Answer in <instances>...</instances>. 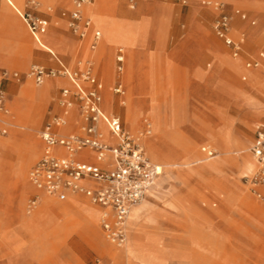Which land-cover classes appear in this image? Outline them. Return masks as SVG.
<instances>
[{
	"label": "rangeland",
	"instance_id": "rangeland-1",
	"mask_svg": "<svg viewBox=\"0 0 264 264\" xmlns=\"http://www.w3.org/2000/svg\"><path fill=\"white\" fill-rule=\"evenodd\" d=\"M73 1L21 0L19 4L21 10L50 20L45 44L58 54L57 58L37 44L17 10L5 8L4 1L0 0V68L9 67L21 73L20 81L5 85L12 125L3 138L18 134V146L15 151H6L1 146L2 138L0 160L16 164L28 149L30 133L40 141L38 155L26 168L28 178L24 184L15 185L11 179L7 183L5 176L4 188H0V264H264V191L262 185L245 180V175L256 166L237 173L226 167L220 170L213 164L222 157L230 161L254 160L249 148L255 125L264 121V59L260 57L264 53V0H107L104 10L100 0H96L86 7L95 14L94 26L102 30L101 42L94 50L89 46L88 37L81 40L69 29L68 21L62 19V12L70 9ZM217 4L231 17L232 37L244 38L243 51L238 56H234L233 48L217 34L215 23L221 12ZM238 8L247 13V19L236 13ZM11 16L23 23L28 41L14 31ZM143 23L148 26L142 32ZM106 38L112 42L107 73L93 60L94 73L103 85L102 102L106 103L108 95L116 98V105L121 102L120 112L115 110L114 114L121 117L131 133L143 131L148 120L152 134H146L149 136L145 148L154 161H161L164 166L157 187L152 189L157 194L151 191L137 206V211L132 210L127 226L128 243L123 247L107 240L98 220L97 229H87L82 218L64 220L63 214L56 212L30 222L38 211V207L30 208V199L39 192L29 173L44 147L41 129L62 110L61 88H74L72 81L63 75L48 77L44 83L36 84L29 75L31 66L59 68L60 60L76 69L80 61L89 58V52H98ZM62 42L63 46H58ZM133 46L141 50L138 69L130 78V47ZM120 47L126 54L121 74L125 94L114 92ZM254 59L261 61L259 66L248 67L247 63ZM141 64L150 67L147 95L135 109L136 121L131 125L124 110L130 103L128 96ZM48 80L56 84L47 99L30 101L22 96L24 86L40 90ZM82 83L90 87L88 81ZM250 113L259 115L252 117ZM72 115L80 126L82 120L77 106ZM162 122L167 125L162 133L163 142L174 151L170 159L157 155L150 143V137L155 136ZM204 145L213 146L216 157L208 158L202 152ZM178 147H182L181 151L193 149L188 160L178 152ZM185 161L189 163L186 166ZM201 166L210 167L216 174H208L197 184L183 205L177 209L167 207L165 203L189 187L191 180L183 179L180 171ZM229 182H235L243 192L230 196ZM173 184H178L177 190ZM7 186L11 192L19 193L24 188L26 191L7 205L3 198ZM257 191L262 192L263 198L258 197ZM74 197L82 205L95 206L85 195ZM228 198L230 206L224 208L223 202ZM68 199L56 200V204H72ZM249 201L256 203L260 210L248 207ZM135 213H139L136 226L132 220Z\"/></svg>",
	"mask_w": 264,
	"mask_h": 264
},
{
	"label": "built area",
	"instance_id": "built-area-1",
	"mask_svg": "<svg viewBox=\"0 0 264 264\" xmlns=\"http://www.w3.org/2000/svg\"><path fill=\"white\" fill-rule=\"evenodd\" d=\"M96 0H74L71 10L62 12L67 19L72 33L85 38L93 29V19L86 14L85 8ZM36 4L35 1H31ZM215 23L219 37L233 48L234 56L243 51L242 39H235L230 33L231 17L221 9ZM51 9V8H50ZM27 24L35 40L41 44L42 36L47 33L50 21L45 17L35 16L30 12L17 9ZM237 14L246 18L240 10ZM102 39L99 29L93 30L91 48L96 49ZM264 59V53L260 54ZM118 71L124 69L125 52L122 47L117 52ZM260 60L247 63L248 67L259 66ZM29 75L40 85L48 77L63 75L68 77L74 88L62 89L60 103L66 109L75 105L80 108L82 123L79 130L70 134L58 133L55 128L68 124L64 115H54L41 132L44 152L30 170L29 176L34 187L39 191L30 199V208L35 209L43 196L67 200L69 193L87 196L91 202L101 207L100 226L109 242L122 247L128 239L127 221L132 209L147 197L163 173V166L154 162L147 153L143 138L151 133L150 123L145 121V128L139 134L128 131L121 118L107 113L102 107V83L94 73V64L87 61L76 69L61 63L59 68H46L40 64L31 66ZM10 80L20 81L21 73L17 70L0 69V140L9 133L11 114L7 105L5 83ZM88 81L87 88L82 83ZM116 94H124L125 87L118 82L114 87ZM105 125L114 142L106 138L101 126ZM91 150L96 154V163L80 160L77 154ZM256 167L245 175V180L253 185L264 186V122L255 126L253 142L249 148ZM202 152L208 158H214L217 150L211 145L202 146ZM90 180L97 186L90 184ZM263 198L262 193L256 192Z\"/></svg>",
	"mask_w": 264,
	"mask_h": 264
},
{
	"label": "crops",
	"instance_id": "crops-1",
	"mask_svg": "<svg viewBox=\"0 0 264 264\" xmlns=\"http://www.w3.org/2000/svg\"><path fill=\"white\" fill-rule=\"evenodd\" d=\"M4 1V4H5V8L7 9H10V8H14L15 10H17L16 6H19V4L21 3V0H3ZM48 1V0H47ZM56 1H59V0H56ZM15 3V5L13 3ZM67 5H70L71 3L70 2H65ZM73 7V6H72ZM72 7L70 9H65V10H71ZM237 10H240L242 11L243 13L246 14V18H243L241 15V18L243 19H247L248 16H247V13L242 10V9H236ZM86 11V14L88 16H90L92 19H93V16L95 15L90 9L86 8L85 9ZM109 13H107L106 15H108ZM46 18V17H45ZM48 19V18H47ZM62 19H65L67 21L66 18H64L62 16ZM50 21V20H49ZM10 23H11V26L13 27L14 31L23 39V40H27L28 41V35L26 33V29L23 25V23L20 21V19L18 17H14V16H11L10 17ZM252 23L254 24L255 21H252ZM69 27V26H68ZM70 29V28H69ZM94 29H99L101 30L100 28L94 26V22H93V29L90 31V33L86 36L88 37V43H89V46L91 48V42H92V38H93V30ZM102 32V30H101ZM85 37V38H86ZM80 38V37H79ZM85 38H80L81 40H84ZM36 41V40H35ZM87 41H86V44H87ZM37 42V41H36ZM42 42L43 44L46 43L45 41V34L42 36ZM101 42V41H100ZM37 44L42 47L38 42ZM58 44V43H57ZM100 44V43H99ZM45 46V44H44ZM58 46H63V42L61 44H58ZM99 46V45H98ZM44 49H46L49 53H51L52 56L54 57H57L58 58V54L52 49V48H49L47 46L45 47H42ZM123 48V47H122ZM124 49V48H123ZM91 50H94L91 48ZM125 52V51H124ZM82 53V56L84 55V53L81 51ZM88 56L89 58H86L87 59H90L92 60V62H94L95 60L91 58V54L90 52L88 53ZM144 56V55H143ZM142 56V57H143ZM125 57H126V54H125ZM59 60V59H58ZM94 60V61H93ZM59 63L61 65V61L59 60ZM125 63V62H124ZM10 69V70H16V69H12V68H9V67H1L0 69ZM149 66L147 65H144V67H142L141 69H139L138 73H137V76L134 80V84L137 86L138 88V92L141 96H146L147 95V92H146V89H147V85H148V82H149ZM18 71V70H17ZM20 72V71H19ZM117 72H118V76H117V81L115 83V86L118 82H122V84L124 85L125 87V84H124V80H123V77H122V72L120 73L118 71V62H117ZM10 81H15V80H10ZM10 81H7L6 83H9ZM5 83V85H6ZM56 84V82H54L53 80H48L47 82V85L42 89V93L44 94V99H47L49 97V94L51 93L52 91V88L53 86ZM4 85V87H5ZM103 86V85H102ZM114 86V87H115ZM74 87V86H73ZM130 84H129V89H130ZM24 88V87H23ZM23 88H22V91H23ZM65 88V87H62L61 88V91L62 89ZM6 90V88H5ZM21 91V93H22ZM102 94V92H101ZM264 94V93H263ZM113 100H114V104H115V108H114V111H112V113H110L108 110H106V107L104 106L103 102H102V107L103 109L109 113V114H112V115H115V116H118L116 114H114L115 110L120 112L118 110L119 108V104L121 102H119L118 105H116V98L112 97ZM77 106V108L79 109L80 111V108L78 105H75L73 108L71 109H66L64 107H62V110L60 113L58 114H55V115H64L66 116L67 120H68V124L66 126H63V127H56L55 130L58 132V133H61V134H70V133H74V132H77L79 130V125H78V119H74V116L72 115L73 114V111H74V108ZM117 107V108H116ZM244 112V111H243ZM259 115V114H258ZM257 115V116H258ZM120 117V116H118ZM9 118V121L12 125V113L10 114V116L8 117ZM121 118V117H120ZM122 120V119H121ZM49 121V120H48ZM47 121V122H48ZM46 122V123H47ZM75 122V123H74ZM123 122V121H122ZM261 122H264V121H261ZM259 122V123H261ZM124 124V123H123ZM258 124V123H257ZM256 124V125H257ZM10 125V127H11ZM46 125V124H45ZM45 125L43 126V128L41 129V132L42 130L44 129ZM255 125V126H256ZM102 130L104 131L106 128L105 125H102L101 126ZM108 130V129H107ZM255 131V129H254ZM105 132V131H104ZM109 132V130H108ZM106 133V132H105ZM254 137V136H253ZM111 141V140H110ZM114 142V140L112 141ZM45 146V144H44ZM37 148V149H36ZM36 149V150H35ZM31 150L36 153L38 155V152H39V146H31ZM193 149H186V148H183L182 149V154H185L186 155V159L185 160H188V158L190 157L191 153H192ZM0 152H1V149H0ZM44 152V147H43V150H42V154ZM41 154V156H42ZM30 156H31V152L29 150H26V152L22 155H20L18 161L16 164H12L10 161L4 159L2 161H0V170L1 172L4 174V176L7 177V183L8 181L11 179L15 185H22L24 184L25 180H26V176H25V167L27 166V164L29 163V159H30ZM40 156V157H41ZM39 157V158H40ZM77 158L80 159V160H87V161H90V162H98L97 161V158H96V154L91 151V150H84L80 153L77 154ZM151 158V157H150ZM154 158V157H153ZM152 159V158H151ZM155 159V158H154ZM153 160V159H152ZM249 160L252 161V165H253V168L254 169V166H256V163H255V160H252L251 158H247V160H242V161H230L229 159H227L226 157H222L220 158L219 160L213 162V164H216L220 170L222 169V167H226L227 169H230V168H236V172L239 173L241 170L243 169H246V170H252L249 166ZM154 161V160H153ZM160 165L163 166L162 162L159 161H154ZM12 169V170H11ZM219 170V172H220ZM163 171H164V166H163ZM187 172L189 174V176L192 178V180L190 181V184H189V187L184 191L183 194H180V193H177V191H175V193H177V196L181 198V201L185 202L187 200V197L188 195L190 194V192H192L197 184L199 185V183L203 182V180L206 178V176L210 173H213V174H216L214 172H211L210 170L206 169V167L204 166H201V167H192L190 169H187ZM15 174V175H14ZM163 174V173H162ZM161 174V175H162ZM160 175V176H161ZM159 179V178H158ZM157 183H158V180H157ZM91 185L93 186H97V183H94V182H90ZM175 186V187H174ZM157 187V184L155 186V188ZM173 187L177 190V187H178V184L175 185L173 184ZM228 187L230 188V194L233 193V194H238L240 192H243V189L241 187H239L235 182H229L228 183ZM173 188V189H174ZM174 189V190H175ZM262 190L264 191V187H262ZM26 189L24 188L22 192H19L17 193V191H14V192H11L9 191L8 189V186H7V189L5 190L4 194H3V198H4V204H7L9 205V203L12 202V200H14L16 197H18L19 195H23V193H25ZM152 190H150L151 192ZM149 192V193H150ZM148 193V195H149ZM262 193V192H261ZM36 194V193H35ZM147 195V196H148ZM74 196L76 195H70L69 196V199L68 200H71L73 201L72 204H67V202L63 203V205H61L60 203L55 204L57 205L58 210L57 212H60L63 214V217H64V220H67V217L69 215V212H73V214H75V220L82 218V220L85 221L84 223V227L85 228H93L95 227V229H97V223H96V226H94V224L92 223V217H91V212H92V207L96 208V221L98 220V226H100V222H99V219H100V215H101V209L100 207L98 206H89V205H82L81 203H79L78 201H75L73 200V198H75ZM22 197V196H21ZM46 197H50V196H45L44 198ZM51 198H55L56 200H60L58 199L57 197H51ZM60 201H65V200H60ZM43 202V200H42ZM41 202V203H42ZM94 205V204H93ZM254 207L255 210L259 211V206L252 202V201H249L248 202V207ZM137 207L134 208V210L137 211L136 209ZM51 207L47 208L46 210L42 211L41 214L39 215V218L38 219H42L43 217H45L46 215H48V213L52 214L51 213ZM135 211V212H136ZM53 215V214H52ZM56 215V214H55ZM101 227V226H100ZM56 230V229H55ZM102 230V229H101Z\"/></svg>",
	"mask_w": 264,
	"mask_h": 264
},
{
	"label": "bare ground",
	"instance_id": "bare-ground-1",
	"mask_svg": "<svg viewBox=\"0 0 264 264\" xmlns=\"http://www.w3.org/2000/svg\"><path fill=\"white\" fill-rule=\"evenodd\" d=\"M13 3V2H12ZM95 3V2H94ZM93 3V4H94ZM14 5H15V3H13ZM16 6V8L17 9H19V10H21L20 8H19V6H17V5H15ZM88 6H90V5H88ZM88 6H86V7H88ZM100 6H101V10H104V9H107V0H100ZM11 9V8H10ZM95 9V8H94ZM147 26H148V24L146 23H143V27H142V29H141V31L143 32V29H144V27L145 28H147ZM45 44V43H44ZM44 44H43V42H41V46L42 47H45V46H47L46 44H45V46H44ZM112 46V42L108 39V38H106L105 39V41H104V43H102V46H100V49L98 50V52H93V51H91L90 52V54H91V57L92 58H94V60L96 61V62H98V63H100V65L103 67V69L106 71V73H107V71H108V64H109V49H110V47ZM47 47H49V46H47ZM50 48V47H49ZM130 62H131V64H130V70H129V73L131 74L130 75V78H131V76H134V74L136 73V70L138 69V55H139V50H141V48H139L138 46H133V47H130ZM72 50V49H71ZM141 53V52H140ZM87 61H92V60H90V59H87V60H84V61H80L79 62V65L81 66V67H83L84 66V64H85V62H87ZM232 67H234L235 66V63L234 62H230L229 63ZM139 67H140V69L142 68V67H144V64H143V66H142V64L141 65H139ZM137 68V69H136ZM133 78V77H132ZM46 85H47V82H46ZM45 85V86H46ZM44 86V87H45ZM46 88V87H45ZM43 89V88H42ZM42 89H40V90H38V89H36V88H34V87H32V86H24V88H23V91H22V96L23 97H25L26 99H28V100H30V101H34V100H36V99H43L44 98V94L42 93ZM139 90H138V88H137V86L135 85V86H133L132 88H131V92H130V94H129V96H128V98L130 99V103L128 104L127 102H126V104H128L127 106V108L124 110L125 111V114H126V119L128 120V122H130L131 123V125L133 124L134 125V122L136 121V118L134 117V111H135V109L137 108V107H139L142 103H143V100H144V95L143 96H141L140 94H139V92H138ZM126 93V92H125ZM124 93V94H125ZM263 94V93H262ZM113 96H107L106 97V103H104V106H105V104H106V110H108L110 113H112V111H114V107H115V104H114V100H113V98H112ZM125 103V102H124ZM245 107V106H244ZM257 109V108H256ZM251 110V109H250ZM249 109H248V111H250ZM250 115L253 117V116H257V114H255V113H250ZM165 119H166V117H165ZM166 122V121H165ZM167 125H166V123H160L159 124V127H158V129H157V131H156V134H155V136H151L150 137V143H151V146H152V149L154 150V152L157 154V155H160L161 157H165V158H172V156H173V153H174V151H172V150H169V148H167L166 146H165V144H164V142H163V139H162V133H165V131L167 130V127H166ZM106 133V138L108 139V140H111V141H113L114 139H113V137H112V135L110 134V132H108V130L107 129H105L104 130ZM152 134V133H151ZM149 135H146V136H144V138H143V141H144V144H145V140H146V138L148 137ZM17 137H18V134H15V136H13V137H11V138H9V139H4V140H2V142H1V146L6 150V151H15V149H16V147L18 146L17 145ZM2 139V138H1ZM1 141V140H0ZM28 141H29V145H28V149L27 150H29L30 152H31V156H30V159H29V163H30V161H32L33 160V158H34V156L36 155V153H34L32 150H31V146H39V143H40V141H39V139L34 135V134H32V133H30V134H28ZM156 141H160V145L159 146H157L156 145ZM181 148L182 147H178V149H179V151L178 152H181ZM37 149V148H36ZM35 149V150H36ZM153 155V154H152ZM184 160V159H183ZM0 161H2V160H0ZM28 163V164H29ZM28 164H27V166H28ZM189 163L188 162H184L183 163V165H188ZM253 163H252V161H249V166H250V168H253V165H252ZM1 166V165H0ZM27 166L25 167V176H26V178H28V176H27V173H26V168H27ZM206 169H208V170H210L211 168L210 167H206ZM12 170V169H11ZM229 171H232V172H236V168H230L229 169ZM180 176L183 178V179H185V180H192V178L189 176V174H188V172H187V169H184V170H181L180 171ZM15 175V174H14ZM5 182H6V177L4 176V174L1 172V170H0V188L1 189H3L4 188V185H5ZM89 182H94V181H92V180H90ZM95 183V182H94ZM262 187H264V186H262ZM36 189V188H35ZM30 190V189H29ZM37 190V189H36ZM157 190V189H156ZM38 191V190H37ZM184 191L185 190H183L180 194H183L184 193ZM39 192V191H38ZM152 193H154L155 195L157 194L156 192H153L152 191ZM153 194V195H154ZM70 195H78V194H74V193H69V196ZM233 195V193H231L230 194V196H232ZM45 196H43L42 197V200H43V202L42 203H40L36 208L38 209V211L36 212V214L34 215V217H33V219H32V221H30V222H35L36 220H38V218H39V215L41 214V212L42 211H44V210H46L47 208H49V207H51V213L52 214H54V213H56L57 212V210H58V208L59 207H57V205L55 204V202H56V199L55 198H50V197H46V198H44ZM158 198H161V197H158ZM146 199V198H145ZM144 199V200H145ZM162 199H164V198H162ZM162 199H161V201H162ZM168 200V199H167ZM142 203V202H141ZM140 203V204H141ZM183 201H181V198L180 197H178L177 195L174 197V199H172L171 201H169V202H167V203H165L166 205H167V207H169L170 209L171 208H178V207H180L181 205H183ZM139 204V205H140ZM96 205V204H95ZM138 206V205H137ZM137 206H135V207H137ZM223 206H224V208L225 207H228V206H230V200H229V198L228 199H226L224 202H223ZM100 207V206H99ZM134 207V208H135ZM35 208V209H36ZM133 208V209H134ZM132 209V210H133ZM223 209V207H221V210ZM34 210V209H33ZM32 210V211H33ZM102 210V209H101ZM31 212V211H30ZM29 212V213H30ZM132 212V211H131ZM138 214L139 213H135L134 214V216H133V218H132V220H133V225L134 226H136V224H137V222H138V218H139V216H138ZM214 215V216H218V215H220L221 213H217V214H214V213H210V215ZM75 215V214H74ZM68 217H71L70 218V220H75V216H73V212H69V215H68ZM91 217H92V223L94 224V226H96V208H94V207H92V212H91ZM129 219V218H128ZM216 221V220H215ZM127 226H128V221H127ZM95 228V227H94ZM101 237L100 236H98V240H101L100 239ZM108 240V239H107ZM127 241H128V239H127ZM126 241V243H125V245L128 243ZM130 244V243H129ZM124 245V246H125ZM123 247V246H122ZM150 250H152V249H150ZM162 251V250H161Z\"/></svg>",
	"mask_w": 264,
	"mask_h": 264
}]
</instances>
